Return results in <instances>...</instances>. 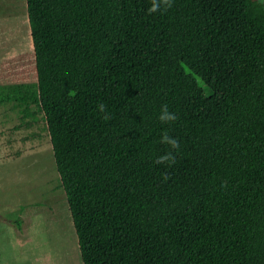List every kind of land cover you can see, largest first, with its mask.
<instances>
[{
	"label": "trees",
	"instance_id": "trees-1",
	"mask_svg": "<svg viewBox=\"0 0 264 264\" xmlns=\"http://www.w3.org/2000/svg\"><path fill=\"white\" fill-rule=\"evenodd\" d=\"M24 2L34 81L0 103L40 114L81 264H264V3Z\"/></svg>",
	"mask_w": 264,
	"mask_h": 264
},
{
	"label": "rangeland",
	"instance_id": "rangeland-1",
	"mask_svg": "<svg viewBox=\"0 0 264 264\" xmlns=\"http://www.w3.org/2000/svg\"><path fill=\"white\" fill-rule=\"evenodd\" d=\"M33 81L25 2L0 0V93ZM24 112L0 103V264H81L41 116Z\"/></svg>",
	"mask_w": 264,
	"mask_h": 264
},
{
	"label": "clouds",
	"instance_id": "clouds-1",
	"mask_svg": "<svg viewBox=\"0 0 264 264\" xmlns=\"http://www.w3.org/2000/svg\"><path fill=\"white\" fill-rule=\"evenodd\" d=\"M173 5V0H151V6L148 9L149 13H156L159 11H167L169 8H171ZM74 90L70 92V95H74ZM97 111L98 113H103V119L109 120L111 119L110 113L107 111V107L105 104L101 103L97 105ZM158 119L161 123L168 124L171 122H174L176 119H178L177 115L173 112L169 111L168 106L165 104L161 106L160 113L158 116ZM160 143L166 144L169 146L170 151H168L166 154L159 156L156 160V164H174L175 156L173 155V152L171 150H178L179 149V141L171 137L167 131L162 132ZM170 177L168 175L163 176V180L167 181Z\"/></svg>",
	"mask_w": 264,
	"mask_h": 264
}]
</instances>
